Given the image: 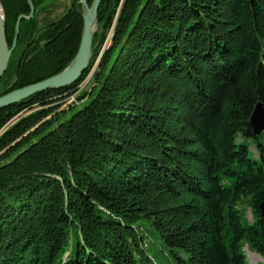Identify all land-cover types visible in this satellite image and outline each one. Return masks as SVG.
Wrapping results in <instances>:
<instances>
[{
  "label": "trees",
  "instance_id": "1",
  "mask_svg": "<svg viewBox=\"0 0 264 264\" xmlns=\"http://www.w3.org/2000/svg\"><path fill=\"white\" fill-rule=\"evenodd\" d=\"M0 1L11 47L31 7ZM83 22L80 0L45 26L23 19L0 95L66 68ZM90 72L80 98H94L58 123L55 100ZM258 101L264 0H102L80 79L0 110L1 129L42 104L0 136V264H156L154 235L177 264H250L245 243L264 257Z\"/></svg>",
  "mask_w": 264,
  "mask_h": 264
},
{
  "label": "water",
  "instance_id": "2",
  "mask_svg": "<svg viewBox=\"0 0 264 264\" xmlns=\"http://www.w3.org/2000/svg\"><path fill=\"white\" fill-rule=\"evenodd\" d=\"M102 0H94L92 5L88 4V0H80L83 8V31L79 45V49L70 62V64L62 71L37 82L15 88L5 94L0 95V110L13 104L20 103L36 93L43 92L48 89H61L75 84L84 71L89 66L93 55V39L97 31V22L99 8ZM31 11L29 15H20L15 26L14 43L11 47L8 45L6 35V11L0 1L3 9V19L0 21V79L5 74L13 50L17 44L20 31V24L23 19L31 20L35 16L36 8L32 0H28ZM250 125L253 134L259 135L264 132V102L258 101L252 111L250 117ZM260 215L264 217V201L260 204Z\"/></svg>",
  "mask_w": 264,
  "mask_h": 264
},
{
  "label": "rangeland",
  "instance_id": "3",
  "mask_svg": "<svg viewBox=\"0 0 264 264\" xmlns=\"http://www.w3.org/2000/svg\"><path fill=\"white\" fill-rule=\"evenodd\" d=\"M36 11H37V9H36ZM35 16H36V12H35ZM35 43H38V42H35ZM42 44H43V42H42ZM15 82H16V79L12 80V82H9V83L7 82V79L0 80V91H3L4 89L14 85ZM97 91H98V88L95 89V92L91 95L90 99L87 102L82 103V104L73 105L72 108L68 109V110L63 109L60 98L57 101L55 100L54 104L58 105L57 110L61 111V112H59L58 119L56 121L58 123L64 122L67 119H69L73 114H75L79 110L83 109L94 98ZM35 105L40 106L42 104H40V105L35 104ZM35 105H33L30 108L35 107ZM51 105H53V104H51ZM44 106H47V104ZM56 121L53 122V124L51 126H47L45 128V130H43L39 135L32 136L31 140L27 143V145H30V144L36 142L37 140L40 139V137L42 135H44L47 132H49L50 130H52L56 125ZM252 148L254 149V147H252ZM12 158H13V156L10 157L8 160H5V161H9ZM0 163H4V161L0 162ZM240 208L241 209L245 208V210H246L245 212L243 211V213H241L243 221L252 222V220H253L252 212H251V209L248 206V204L246 203L244 207H243V205H240ZM142 223L145 225L147 230L151 229V227L147 221H143ZM146 241L148 242L147 249H148L149 253L155 257V261H156L155 263L156 264H177L178 261L173 259V256L170 254L171 252H169V249L164 245V243H162V241L158 237H156L155 235L152 239L147 237ZM243 252H244V254H245V256H246V258L250 264H264V257L262 255H260L259 253L252 251V249L248 246L247 243H245V245L243 247Z\"/></svg>",
  "mask_w": 264,
  "mask_h": 264
},
{
  "label": "built area",
  "instance_id": "4",
  "mask_svg": "<svg viewBox=\"0 0 264 264\" xmlns=\"http://www.w3.org/2000/svg\"><path fill=\"white\" fill-rule=\"evenodd\" d=\"M92 78V72L88 74V76L80 83L78 86L72 90L70 93H67L63 98L61 99L62 107L63 109L69 108L70 106L77 105L82 103V99L80 98V95L88 88V85L90 84ZM33 108H39L35 105ZM33 108H28L25 110H22L18 114H16L14 117H12L1 129H0V136L5 133L8 129H10L16 122H18L22 117L27 116V111H31Z\"/></svg>",
  "mask_w": 264,
  "mask_h": 264
},
{
  "label": "crops",
  "instance_id": "5",
  "mask_svg": "<svg viewBox=\"0 0 264 264\" xmlns=\"http://www.w3.org/2000/svg\"><path fill=\"white\" fill-rule=\"evenodd\" d=\"M74 0H54L41 5L36 11V21L39 26H45L57 20L71 6Z\"/></svg>",
  "mask_w": 264,
  "mask_h": 264
},
{
  "label": "bare ground",
  "instance_id": "6",
  "mask_svg": "<svg viewBox=\"0 0 264 264\" xmlns=\"http://www.w3.org/2000/svg\"><path fill=\"white\" fill-rule=\"evenodd\" d=\"M2 19H3V9H2V6L0 4V21H2Z\"/></svg>",
  "mask_w": 264,
  "mask_h": 264
},
{
  "label": "flooded vegetation",
  "instance_id": "7",
  "mask_svg": "<svg viewBox=\"0 0 264 264\" xmlns=\"http://www.w3.org/2000/svg\"><path fill=\"white\" fill-rule=\"evenodd\" d=\"M34 17H35V16H34ZM38 44H39V43H35L33 46H34V47H35V46H38Z\"/></svg>",
  "mask_w": 264,
  "mask_h": 264
}]
</instances>
